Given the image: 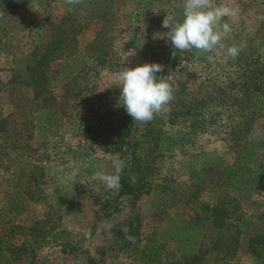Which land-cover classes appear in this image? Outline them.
Listing matches in <instances>:
<instances>
[{"label":"rangeland","instance_id":"1","mask_svg":"<svg viewBox=\"0 0 264 264\" xmlns=\"http://www.w3.org/2000/svg\"><path fill=\"white\" fill-rule=\"evenodd\" d=\"M42 1L49 7L39 9ZM88 2L0 0V239L8 225L40 230L10 264H151L148 255L155 250L162 264L182 261L181 255L192 257L184 264H264L248 246L252 230L264 231L258 219L264 211V120L244 123L228 141L224 99L235 65L255 56L264 61V0H216L238 8L239 15L224 18L232 31L225 48L212 53H181L166 40L170 29L162 27L163 19L169 14L178 20L182 0H105L114 19L94 20L93 30L79 34L84 48L93 31L104 28L95 52L100 59L115 51L124 67L167 64L173 98L141 124L128 194L106 189L94 175L114 171L118 153L109 144L128 114L119 101L120 71L107 63L93 66L95 59L55 61L43 92L48 97L36 99L37 71L28 64L32 47L64 16L84 19L93 11ZM232 45L239 48L235 58L226 54ZM83 65L89 70L80 75ZM40 72L47 73L45 65ZM41 143L46 149L37 157L30 148ZM45 155L50 159L41 165L55 172L29 186L30 193L41 190L43 200L33 202L27 185L25 193L13 192L29 163ZM199 203L218 206L212 221L203 219ZM124 226L135 243L125 238ZM13 233L11 247L23 248L25 234Z\"/></svg>","mask_w":264,"mask_h":264},{"label":"trees","instance_id":"2","mask_svg":"<svg viewBox=\"0 0 264 264\" xmlns=\"http://www.w3.org/2000/svg\"><path fill=\"white\" fill-rule=\"evenodd\" d=\"M48 1H42L39 4V9L44 10L49 6H45ZM89 6L92 7L93 11L88 13L84 19H81V15L79 17H73L71 14H67L61 19L60 24L56 26H52L50 28L51 32L48 36L44 37L40 41L32 47L29 52L28 64L29 68L33 67L32 70L37 71L35 73L34 80V89H35V97L38 99L39 97L42 99L44 97H48V93L46 91V87L48 82L52 79L49 75V65L55 61L64 60L67 62H73L80 59L86 60H94L93 66H100L102 64H111L113 70L115 72L121 71L125 64L126 60L124 57L118 55L117 52H113L114 54H106L102 53V58L100 59V55H95L96 48L98 44L102 45L103 38V30L104 28L97 29L93 31V40L88 44V46L81 48L78 36L84 31L93 30L94 20L99 21L101 24L108 16H112L113 10L110 7H103L105 0H89ZM94 7V8H93ZM100 7V8H99ZM106 9L109 8V12L105 14L102 10L97 11V9ZM103 10V11H104ZM175 13H179L177 15L178 21H182L183 15L182 11L179 9L176 10ZM111 14V15H110ZM114 17H111V19ZM177 20V19H176ZM100 26V25H99ZM119 28V27H118ZM121 31V30H120ZM39 39V37H37ZM107 52V50H106ZM99 56V57H97ZM109 58L110 61H106L104 58ZM240 64V63H238ZM42 65H45L47 69V73L43 75L40 72V68ZM104 66V65H102ZM164 70L159 72L157 78L166 77V62L163 64ZM236 70L233 73H230L229 80L227 81V85L224 90H227L228 93L224 92V99L226 100V105L229 106V116L228 122L230 123L228 127L230 130L227 132V135L230 136L228 141L232 140L235 137V132L238 127L243 125L246 122H251L253 119L263 118L264 120V108H261L260 105H264V61L261 60L259 56H255L251 59H243L242 65H235ZM89 68H86L83 65L82 68L78 69V74L85 75L88 73ZM92 70V69H90ZM46 71V70H45ZM169 81V80H168ZM65 87V85H64ZM65 93L63 94V98H65ZM39 98V99H40ZM124 115L121 117V126L119 124L116 125L117 128V136L114 142L110 143L111 152L118 153V157L124 161L125 167L123 172L121 173L120 178V188L119 191L123 194H128L133 191V180L129 179L130 175H132V171L137 167V133L140 132V127L142 122L134 121L131 116L123 113ZM28 148L29 146L26 145ZM107 146V145H106ZM32 154L37 157H41L40 152L46 149V144L41 143L35 148H30ZM28 158V157H26ZM50 157L45 155L43 161H38L35 163H29L28 169L26 172L23 171L26 175L20 177L15 182V187L13 188V192L25 193L23 188L24 186L35 185L38 186L40 181L51 171V174L55 172V170H51L46 166L43 167L40 162H46ZM47 170V172H46ZM57 172V171H56ZM40 174V175H38ZM50 175V174H48ZM53 182V181H52ZM51 182V184H52ZM50 184V182H47ZM16 187H21L19 190H16ZM48 189V188H47ZM37 192H31L29 198L33 202H39L43 200V193L41 190H36ZM37 194V195H36ZM227 203V201L225 202ZM199 210L204 213L203 219L212 221L215 217V213H217L218 206H211L208 203H199ZM227 209V208H226ZM225 211V210H224ZM259 224L264 228V211L259 215ZM20 229L25 234V242L22 243L20 247H11L9 240L12 237L11 234H14V230ZM53 227H50L49 234L53 233ZM40 231L35 228L22 229L17 225H8L4 232L3 237L0 239V255L4 257V264H10L12 261V256H17L18 250H27L25 245L27 243H31L36 232ZM254 236L248 239L249 250L256 257V259H262L264 262V231H260L257 229L256 231L252 230ZM33 237H32V235ZM11 235V236H10ZM247 235V234H246ZM10 236V237H9ZM237 240L232 241L236 243ZM182 261L178 260L175 264H184L187 263V260L192 258L189 255H181ZM148 259L152 264H162L160 261V252L155 250L153 253H149ZM204 264H209L205 262Z\"/></svg>","mask_w":264,"mask_h":264},{"label":"clouds","instance_id":"3","mask_svg":"<svg viewBox=\"0 0 264 264\" xmlns=\"http://www.w3.org/2000/svg\"><path fill=\"white\" fill-rule=\"evenodd\" d=\"M82 0H66L67 4L75 5ZM182 21L176 20L173 15L167 14L162 27L170 29L166 40L170 47L183 53L194 49L212 53L217 49H224L223 43L232 31L231 24L224 18L234 19L239 15V9L225 3L217 4L216 0H182ZM176 52H173L175 55ZM228 57L235 58L239 54L236 45L226 47ZM209 61L213 56L207 57ZM164 66L159 63H144L135 68L124 67L118 74L121 95L119 101L133 120L147 123L154 119L156 114L166 110V105L173 98V88L168 82L169 77L157 78ZM113 172L103 169L95 172V177L108 190L120 188L121 173L125 167L124 161L117 158L112 160ZM125 238L135 243V238L128 235L130 229L124 226L121 229Z\"/></svg>","mask_w":264,"mask_h":264}]
</instances>
